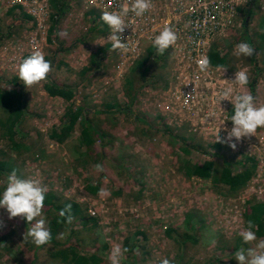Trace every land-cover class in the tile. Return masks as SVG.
Here are the masks:
<instances>
[{
	"label": "rangeland",
	"instance_id": "374dc122",
	"mask_svg": "<svg viewBox=\"0 0 264 264\" xmlns=\"http://www.w3.org/2000/svg\"><path fill=\"white\" fill-rule=\"evenodd\" d=\"M67 1L69 5L66 13L59 17L57 31L50 34L51 25L58 15L51 0L50 17H44L45 35L48 36L44 45L37 21L32 23L31 16L17 12V5L7 7L13 4L12 0H0V76L4 78L0 85L12 87L6 84L7 81L17 76L18 64L35 50L41 51L45 59L51 61L49 75L54 80L78 85L76 96L70 102L50 96L45 90V81L30 89L24 87L29 114L21 121L15 134V140L21 147L19 151L13 149L0 127V154L4 153L10 162L17 165L19 178L39 180L52 192L82 206L84 216L74 218L63 232V239L58 240L75 244L81 240L82 253H99L104 258L103 264H109L108 254L113 245L118 244L124 249L127 237L136 247L131 255L125 253L121 264H159L163 258L169 259L171 264H238L233 258L235 251L254 248L259 240L264 239L256 235L257 241L246 244L239 235L240 231L248 228L245 214L248 202L251 199L258 201L255 194L260 190L254 193L247 184L238 193L227 195L226 190L216 191L211 180L186 177L179 170L178 161L184 143L174 137L183 136L188 145L201 143L206 147L220 143L228 147L222 152L229 150L235 158L255 157L257 164L263 166L264 128H258L256 136L234 141L237 144L235 149L228 143L213 140L218 131L223 140L225 128L232 127L228 119L233 114V105L229 99L220 101L223 91L232 89V96L250 92L256 107L264 105V0L251 5V0H233L240 10L235 26L224 25L219 32L216 31L209 46L211 49L217 45L229 57L228 65L222 66V69L226 68L224 71L191 72L192 66L186 61L181 62L187 58L184 54H188V50L178 48L182 43L177 39L176 48L167 50L166 64L159 62L155 65L148 77L150 80L137 79V96L131 104L130 115L123 112L110 114L106 104L113 101H118L122 107L129 104L124 83L138 59L132 63L121 61V50L109 49L100 67L82 74L83 68L89 65L90 55L111 43L107 40V31L99 32L103 25L93 22V16L88 14L93 8L83 6L81 0ZM250 8H253V13L248 16ZM172 28L177 37L187 38L186 34L175 29L173 23ZM245 28L253 41L261 72L254 93L250 88L255 77L251 56L234 55L235 45L247 42ZM35 39L39 42L32 43L37 44L32 48L31 40ZM240 70H246L249 76V83L244 87L232 81L235 72ZM144 97L147 104L142 101ZM155 99H159L164 110L179 112L180 117L163 118L159 107L154 109L150 105ZM69 105L85 106L87 115L97 124L98 133H104V137L95 135L94 149L83 148L88 154L87 159L92 160L85 167H80L74 154L80 124L64 144L49 137V132L61 125ZM3 116L6 115L0 112V118L5 119ZM175 119L182 127H178ZM221 120L225 121L220 125ZM105 131L110 136H105ZM190 159L203 163L213 157L193 148ZM96 163L103 165L102 172L95 170ZM88 179L93 184L101 182V188L106 189L108 195L101 197L88 193L85 188ZM6 182L7 178L0 180V190H4ZM94 202L100 212L97 217L89 212L88 206ZM239 208H242V213H237ZM165 226L176 230L172 237ZM30 227L31 224L22 216L9 219L7 214L6 218L0 219V238L14 232L3 242L5 249L0 248V264H52L53 243L36 247L30 238L25 240ZM136 231H144L145 237L134 239ZM185 233L197 240L184 241L182 236Z\"/></svg>",
	"mask_w": 264,
	"mask_h": 264
},
{
	"label": "trees",
	"instance_id": "16d2710c",
	"mask_svg": "<svg viewBox=\"0 0 264 264\" xmlns=\"http://www.w3.org/2000/svg\"><path fill=\"white\" fill-rule=\"evenodd\" d=\"M259 1L260 0H251L249 5ZM52 4L57 10L58 15L51 25L50 34L57 31L59 27V17L66 13L69 2L67 0H52ZM11 11H14V9ZM247 12L248 16L251 15L253 13V8L248 9ZM88 14L93 16V22H100V24L103 25L99 32L105 33L108 30V26L101 20L102 13L99 10H91ZM244 37L247 42L253 46V41L248 35L246 28ZM109 49H112L111 44H106L105 46L100 47L97 51L93 52L89 58V65L83 68L82 74H86L90 70L100 67L102 62L105 60V55ZM208 56L210 65L214 67L226 66L230 60L228 56L223 54L222 51L218 49L217 45H214L210 49ZM167 58V51L164 55L160 56L156 54V49L152 45L149 46L146 49V52L135 63L130 75L126 76L124 86L125 93L128 99H130L129 104H127L126 107H122L118 101L106 104V106L110 108V114L123 112L130 115L132 113L131 104L135 101L137 96V89H135L137 79L139 78L144 81L150 80L148 77L152 68L159 62H162V65L166 64ZM250 61L255 75L254 80L250 84V88L254 93L256 91L257 79L261 72L255 53L251 56ZM1 81H4V78L0 76V82ZM44 81L45 90L50 96L60 97L68 102L73 100L76 96V90L78 89V85L76 83H59L54 80L49 73L47 75V79ZM6 84L11 85L12 87L5 88L0 85V112H3L6 115L3 116L5 119L0 118V127L4 129L2 130L4 136L10 139L13 149L19 151L21 145L17 140H15V134H17L16 130L21 121L29 114L27 96L24 90L25 85L18 79L17 76L8 80ZM98 113H101V111L99 110ZM136 118L140 117L136 116ZM78 124H80V136L77 140V146L74 148V154L76 155V162L81 165L80 167H85V164L91 163L92 160L87 159L88 154L84 152L83 148L87 147L88 149H94L96 134L103 135L104 137V133H98L96 129L97 124H95L94 120L87 115V108L85 106L69 105L66 109L64 120L61 125L53 128V130L49 132V137L59 144H64L71 137ZM105 136L108 137L110 134L105 131ZM174 138L175 140L178 139L184 143L180 150L182 154H179L178 158L179 170L188 178L198 177L205 180H211L216 191L220 189L226 190L227 195H234L244 188L255 174L258 166L257 159L255 157L241 156L240 158H235L229 150L226 151L228 153L222 152V150L228 147L223 146L220 143L204 147L201 143L193 145L186 144V138L181 135H176ZM111 139L114 138L111 137ZM25 148L29 149L30 147L25 146ZM193 148L203 151V153L208 154L213 157V159L206 160L203 163L192 161L190 159V155ZM17 170V165L14 162H10L6 155L1 153L0 180L7 178L10 172H16ZM85 188L91 195H98L101 188V182L93 184L91 179H88ZM0 192H2V190H0ZM119 193H121V191L118 192V194ZM68 204L72 205V215L74 218L84 216V209L79 203L64 199L62 196L57 195L54 192H46L45 194L43 216L46 219L47 227L50 229L52 234V264H56L58 262L65 264H103L104 258L99 253H82L83 243L81 240L76 244L71 242L64 243L58 240L59 234L70 227V224L57 222L58 220L63 219L59 217V211ZM245 214L248 222L252 221L256 224L257 228L253 229L256 232V235L260 238H264V202L254 199L249 200ZM175 231L176 230L174 228H167V233L171 237ZM13 233L14 232L11 231L0 238V242L2 243L0 244V248L2 247L5 249L3 242L11 238ZM144 234V231H136L133 238H139L140 236L145 237ZM182 237H184V241L197 240L189 233L183 234ZM177 240L182 242L180 238ZM135 247V243L132 244L131 238L127 237L124 241V248L128 249V254L131 255L133 250H135ZM135 261L137 260L135 259ZM30 264L37 263L35 262Z\"/></svg>",
	"mask_w": 264,
	"mask_h": 264
},
{
	"label": "clouds",
	"instance_id": "9594fccd",
	"mask_svg": "<svg viewBox=\"0 0 264 264\" xmlns=\"http://www.w3.org/2000/svg\"><path fill=\"white\" fill-rule=\"evenodd\" d=\"M152 0H128L127 3L121 4L119 11L103 10L101 20L109 27L110 34L107 40L111 43L112 50H126L127 43L122 42V34L125 29L131 25L125 21V17L132 13L135 17H143L153 7ZM63 36L66 33H58ZM178 37L171 26L165 27L159 32L152 41V46L156 49L157 55H164L165 52L175 45ZM255 53V48L246 41H241L235 45L234 55L237 57H249ZM199 70L206 72L210 68V61L207 59L199 63ZM226 68H223L224 71ZM52 71L50 60H46L44 54L35 50L31 55L21 60L16 68L18 79L23 82L27 89L34 85L40 84L41 81L47 79L48 73ZM236 85L244 87L249 83V76L246 70L235 72V78L232 80ZM229 99L233 105V114L228 120H231L232 127L225 128L226 137L221 140L217 133L216 141L228 143L232 149L237 147L233 141H241L242 138H251L256 136L258 128H264V105L256 107L255 98L250 92H243L232 96V89H226L220 95V101ZM214 115V114H213ZM225 120L220 121V125ZM220 130V129H219ZM94 168L97 172H102L103 165L96 164ZM46 186H43L36 179H21L13 171L7 176L6 187L0 192V208L6 209L9 219L22 216L26 219L31 227L25 233L24 239L30 238L36 247L51 245L52 234L46 227V219L43 216V208L45 201ZM101 197L108 195L104 188H100ZM58 223L71 224L74 220L72 215V205L68 204L59 211ZM257 226L249 221L248 228L239 232L243 242L248 244L257 241ZM64 233L59 234V239H63ZM128 252L127 248L122 249L120 245H113L109 254V264H121L122 258ZM233 258L238 264H264V239L259 240L254 248L245 250L241 248L235 251ZM159 264H171L170 260L163 258Z\"/></svg>",
	"mask_w": 264,
	"mask_h": 264
},
{
	"label": "built area",
	"instance_id": "2783aa9c",
	"mask_svg": "<svg viewBox=\"0 0 264 264\" xmlns=\"http://www.w3.org/2000/svg\"><path fill=\"white\" fill-rule=\"evenodd\" d=\"M13 4H8L7 7L17 5V12L25 13L32 17V23L37 21L38 28L42 32L41 43L46 45L48 36L45 35L46 28L44 26V17H50L49 7L51 0H12ZM83 6H87L88 9L93 8L99 10L101 13L103 10L107 11H119L120 5L127 3L128 0H81ZM153 7L145 13L143 17H135L132 13H129L125 17V21L130 23L124 33L122 34V42L127 43V49L121 50V61H127L132 63L135 59H139L146 49L152 45V41L156 35L165 27V25L171 26L172 23L176 26L181 33L186 34L185 40L179 35L178 41L182 43V47L188 50V54H184L187 58H183L181 62L186 61L192 66L191 72L194 74L199 70V63L207 59L209 60V46L210 41L214 40L216 31H220L224 25L230 24V27L235 26L237 19L238 8L233 4V0H152ZM108 36L110 29L108 27ZM38 43L31 40V47L34 48ZM24 43V42H23ZM181 45V44H180ZM172 49L176 48L175 45L171 46ZM221 67H214L210 65V68L206 72H215L221 70ZM144 104H147L145 97L142 98ZM159 99H155V102H151L150 105L156 109H159L163 113V118H170L171 116L180 117V113L174 110L163 109L162 104H159ZM147 107V111L151 112ZM181 121V118H179ZM178 127H182L179 120H174ZM169 122V121H168ZM175 127L174 124L169 122ZM210 135V134H209ZM208 139V136L204 137ZM216 140V139H215ZM213 140V141H215ZM235 140L233 139L232 142ZM253 156L254 154H250ZM264 166V161H263ZM258 165L253 178L249 181V188L251 191L259 189L260 193L255 194L259 198L258 201L264 202V167ZM47 192H52V189L47 188ZM56 192V191H55ZM262 195V196H260ZM75 202V201H74ZM78 203V202H77ZM93 204H89V212L92 216H99L98 207ZM103 206V205H102ZM242 213V208L237 210V213ZM0 219L7 217L6 209L0 208ZM16 218V217H14ZM5 226V225H3ZM166 227V226H165ZM167 228V227H166Z\"/></svg>",
	"mask_w": 264,
	"mask_h": 264
},
{
	"label": "bare ground",
	"instance_id": "6f19581e",
	"mask_svg": "<svg viewBox=\"0 0 264 264\" xmlns=\"http://www.w3.org/2000/svg\"><path fill=\"white\" fill-rule=\"evenodd\" d=\"M238 3V2H237ZM240 3V2H239ZM238 8V7H237ZM239 9V8H238ZM245 10V9H244ZM240 11V10H239ZM238 11V12H239ZM242 23H243V21H242ZM245 24V23H244ZM228 25V24H227ZM241 27V26H240ZM236 28V27H235ZM226 30V29H225ZM228 31V30H227ZM233 31V30H232ZM228 34V33H227ZM230 35V34H229ZM225 36V35H224ZM227 36V35H226ZM232 36V35H231Z\"/></svg>",
	"mask_w": 264,
	"mask_h": 264
}]
</instances>
